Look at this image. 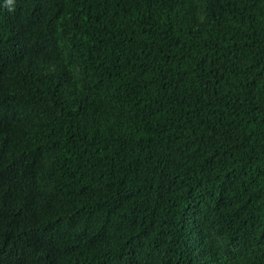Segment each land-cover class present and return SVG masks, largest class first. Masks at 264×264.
Wrapping results in <instances>:
<instances>
[{"label":"trees","instance_id":"1","mask_svg":"<svg viewBox=\"0 0 264 264\" xmlns=\"http://www.w3.org/2000/svg\"><path fill=\"white\" fill-rule=\"evenodd\" d=\"M0 264H264V0H0Z\"/></svg>","mask_w":264,"mask_h":264}]
</instances>
